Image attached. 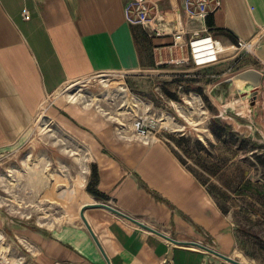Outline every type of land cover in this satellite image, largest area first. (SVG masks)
<instances>
[{
  "label": "crops",
  "instance_id": "obj_1",
  "mask_svg": "<svg viewBox=\"0 0 264 264\" xmlns=\"http://www.w3.org/2000/svg\"><path fill=\"white\" fill-rule=\"evenodd\" d=\"M221 1L207 20L208 34L217 42L196 41L198 61L215 59L224 44L251 41L264 30V0ZM128 2L0 0V165L18 162L26 152L47 150L33 128L42 109L67 141L85 153L77 173L69 160H56L55 150L46 153L50 166L59 163L63 177L44 175L35 164L27 169L23 165L16 176L20 189L15 203L0 210V231L17 238L31 264L228 263L217 253L246 264L241 258L248 253L239 247L231 211L219 196H227V182L217 183V174L210 171H192L173 142L118 139L112 123L99 113L60 95L74 81L94 75L155 71L189 43L186 32L193 24L184 0H153L155 12L163 16L161 37L126 20ZM161 101L169 102L163 95ZM93 167L106 198L87 192ZM2 178L9 182L8 175ZM60 199L70 209L79 205L80 216L84 209L107 258L82 218L83 225L73 219L46 228L36 222L18 225L8 217L16 215L22 200L31 213L46 204L66 213ZM102 203L113 209L93 206Z\"/></svg>",
  "mask_w": 264,
  "mask_h": 264
},
{
  "label": "rangeland",
  "instance_id": "obj_2",
  "mask_svg": "<svg viewBox=\"0 0 264 264\" xmlns=\"http://www.w3.org/2000/svg\"><path fill=\"white\" fill-rule=\"evenodd\" d=\"M176 54L177 56L163 60L155 71L128 75L119 72L96 75L82 80L76 87H64L60 93L66 97L84 95L89 99L99 98L101 93H111L125 87L151 103L156 110H167L161 101L163 95L168 101H177L182 110L188 113L189 105L184 103L182 98L190 92L200 95L205 105L201 111L204 112L201 115H193L198 122V129H191L185 134L162 132L161 138L164 137V140L175 144L178 154L192 171L201 175H204V170L210 171L213 176V173H216L217 178L214 179L217 183L223 180L229 184L226 183L228 192H224L227 196H219L222 204L225 203L231 211L239 247L248 253V256L241 259L246 261V264H256L253 259L258 264H264V30L246 44H240L238 41L224 44V51L218 54L214 61L198 62L190 44L179 48ZM249 69L263 73L261 85L256 93H252L249 88L239 90L234 82L237 74ZM80 88L84 90L80 91ZM96 107L93 105L90 110L95 111ZM168 110L175 114L172 108L169 107ZM39 114L34 120L33 128L40 133L39 139L41 138L47 150L43 153L26 152L18 162L9 160L0 165V210L10 209V206L1 203L7 189L2 185L1 177L7 168L12 169L16 177L23 165L27 169L38 159L35 164L42 174L48 175L51 172L53 177L66 176L59 163L48 166L50 157L46 153L49 150H55L57 161L72 162L77 168L75 173L80 171L81 163L84 162L81 158L85 153L68 142L63 131L44 116L46 110L42 109ZM214 131L221 135H214ZM29 159L30 161H27ZM81 185L78 182V186ZM52 187L55 188V184ZM14 190L9 189L11 194L16 193ZM57 202L64 208L68 207V203L61 199ZM47 207V204L44 205L39 213H32L29 219L27 214L18 213L8 217L18 225H22V222H36L46 228L73 219L83 225L79 205L72 206V209L65 208L67 214L62 211L53 212ZM15 231L16 229H13V232ZM7 233L5 236L9 245L7 244L6 248L9 250L7 257L3 261L0 259V264H5V261H8V264H31L30 260L25 258L26 252L17 247V238H13L10 232Z\"/></svg>",
  "mask_w": 264,
  "mask_h": 264
},
{
  "label": "built area",
  "instance_id": "obj_3",
  "mask_svg": "<svg viewBox=\"0 0 264 264\" xmlns=\"http://www.w3.org/2000/svg\"><path fill=\"white\" fill-rule=\"evenodd\" d=\"M221 6V0H184L185 14L191 24H193V28L188 29L186 33L190 35L188 44L191 45L195 59L194 43L205 38H213L208 34L210 28L207 20L217 9L221 8ZM125 15L126 20L130 24L141 26L152 37H161L162 34H164L163 29H161L160 26L164 23L163 16H161L162 14H157L155 12L153 0H130L126 5ZM24 18L30 19V15L25 12ZM214 40L217 42V39ZM238 42L240 44H246L247 41L238 40ZM216 59L217 57L212 60H207V62ZM201 63H206V61ZM119 73L122 75L130 74L126 72ZM106 74L108 73L98 74V76H104ZM94 76L89 78H93ZM85 79L87 78L76 80L69 86H66L65 89L76 87ZM83 90L84 89L80 88V91ZM62 96L67 98L70 102L77 103L87 109H93V105H96L97 107L95 108V111L112 123L115 135L118 139L125 142H141L144 144H150L159 139H164V137L161 138L162 132H181L185 134L186 132L191 131V129H198V122L193 115L203 114L204 111H201V109L205 106L203 105L200 95L190 92L189 95L182 98V101L189 105L190 113L182 110V106L174 100H170L165 105L167 108L166 111H160L153 108V105L148 103L141 96L131 92L125 87L111 93H101L99 98L89 97L88 99L86 96L79 94H75L73 97L68 96L69 98L65 95ZM169 107L174 110L175 114L168 110ZM182 120L184 123H182ZM37 160H34L32 164H35ZM27 161H30V159ZM8 169L9 168L6 169L4 176L6 177L8 175L10 177L8 180L9 182H7V179L1 177L2 185L7 188L6 195L1 198V203L2 205L6 204L10 206V204L12 205L15 203L14 196L17 195L20 185L17 183V179L12 173V169H10L12 172H9ZM8 188L15 189L14 191L16 193L11 194L10 191H8ZM28 206L29 204L22 200L20 206L16 209L17 213L19 215L27 214V219H29L32 213L27 211L29 208ZM52 211L57 212L58 210L56 209ZM4 234L5 233L0 231V259L2 261L7 257L8 253V249L6 248L7 239ZM21 244L24 245L26 249H29L28 251L32 250L30 249L31 245L28 241H24ZM3 248L6 250H2ZM225 264L231 263L228 262Z\"/></svg>",
  "mask_w": 264,
  "mask_h": 264
},
{
  "label": "water",
  "instance_id": "obj_4",
  "mask_svg": "<svg viewBox=\"0 0 264 264\" xmlns=\"http://www.w3.org/2000/svg\"><path fill=\"white\" fill-rule=\"evenodd\" d=\"M262 78H263V73H261L260 71L258 70H255V69H249V70H246L244 72H241L239 74H237L235 77H234V82L237 86V88L239 90H243L245 88H247L248 86H250V89L252 91V93H256L257 90L259 89L260 85H261V81H262ZM93 206H102V207H107L109 209H113L111 208L109 205L107 204H95ZM81 218L83 219L86 227L88 228L89 232L91 233V235L93 236V239L95 240L96 244L98 245L99 249L102 251V253L104 254V256L107 258L103 248H102V245L100 244L98 238L95 236V233L93 232V230L91 229L88 221L86 220L85 216H84V209L81 210ZM218 256H220L221 258H223L224 260H226L227 262L231 263V264H244L242 263L241 261L239 260H236L232 257H229V256H226V255H222V254H218Z\"/></svg>",
  "mask_w": 264,
  "mask_h": 264
},
{
  "label": "trees",
  "instance_id": "obj_5",
  "mask_svg": "<svg viewBox=\"0 0 264 264\" xmlns=\"http://www.w3.org/2000/svg\"><path fill=\"white\" fill-rule=\"evenodd\" d=\"M219 122V121H217ZM227 129V128H225ZM214 135L220 136L221 133H218L216 131L213 132ZM98 184H99V173L97 172V168L93 167L92 168V173H91V178L89 180V183L87 185V192L90 194L94 195L95 197L97 196L98 198H106L104 194L100 192L98 189Z\"/></svg>",
  "mask_w": 264,
  "mask_h": 264
},
{
  "label": "bare ground",
  "instance_id": "obj_6",
  "mask_svg": "<svg viewBox=\"0 0 264 264\" xmlns=\"http://www.w3.org/2000/svg\"><path fill=\"white\" fill-rule=\"evenodd\" d=\"M247 88H249V89H250V86H248ZM5 262L8 264V261H5ZM6 263H5V264H6Z\"/></svg>",
  "mask_w": 264,
  "mask_h": 264
}]
</instances>
